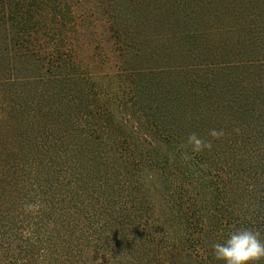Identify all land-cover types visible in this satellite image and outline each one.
<instances>
[{"label": "rangeland", "instance_id": "rangeland-1", "mask_svg": "<svg viewBox=\"0 0 264 264\" xmlns=\"http://www.w3.org/2000/svg\"><path fill=\"white\" fill-rule=\"evenodd\" d=\"M61 3L47 42L65 64L8 60L0 26V258L15 236L39 264H188L162 239L180 234L181 154L235 216L264 187V0ZM211 129V150L181 147Z\"/></svg>", "mask_w": 264, "mask_h": 264}, {"label": "trees", "instance_id": "trees-1", "mask_svg": "<svg viewBox=\"0 0 264 264\" xmlns=\"http://www.w3.org/2000/svg\"><path fill=\"white\" fill-rule=\"evenodd\" d=\"M61 2L62 0L59 2L57 0H0V26L6 28L7 25L9 26L7 28L13 31L7 42L10 44L9 48L3 49V54L8 60L33 58L37 62L45 61L47 64L66 63L64 58L67 54L62 50L65 47L61 40L53 42L51 38L52 42H47L52 35L49 32L52 33V31L46 19H49L53 8L63 7ZM5 41H8V38ZM1 63H3L2 59ZM2 120L3 116H0V122ZM165 162L161 163L165 164ZM163 169L165 168L162 167L161 170ZM210 170V168L204 169L203 166H197V163L190 160L184 161L182 181L179 184V199L174 203L178 210L173 216L179 221L180 234L178 237H171L172 241L169 234L162 236L163 248L170 254L171 248L175 251L178 249L177 251L187 258L188 264H223L222 261L215 260L212 245L223 243L228 232L237 228L259 231L261 239L264 240V187L256 201L257 206L253 205V208L244 216H235L227 209L228 205L225 206L224 202L220 207L222 197L220 198L218 183L221 177L218 174L219 177L217 175L216 179H213ZM195 185L196 188L201 189L199 197L187 196L186 194L190 193L189 190ZM182 195H186L183 200L180 198ZM27 235L28 245L20 249V252L23 250L21 253L26 254L27 248L32 247L33 237H35L32 232ZM13 238L4 242L2 247L8 254L7 258L3 259L4 264H39L40 254L30 256L28 259H18L19 257L14 254L15 251L11 250ZM3 261L0 258V264ZM259 264H264V260H261Z\"/></svg>", "mask_w": 264, "mask_h": 264}, {"label": "clouds", "instance_id": "clouds-1", "mask_svg": "<svg viewBox=\"0 0 264 264\" xmlns=\"http://www.w3.org/2000/svg\"><path fill=\"white\" fill-rule=\"evenodd\" d=\"M208 135L211 139L205 140L193 132L187 137L186 145H181V147L190 146L193 153L211 150L212 140L222 138L225 132L223 129H211ZM192 158L187 152L181 154V159L185 161ZM212 253L215 260L222 261L223 264H259L261 260H264V240L261 239L259 231L237 228L228 232L223 243H214ZM98 264H102L100 259Z\"/></svg>", "mask_w": 264, "mask_h": 264}]
</instances>
